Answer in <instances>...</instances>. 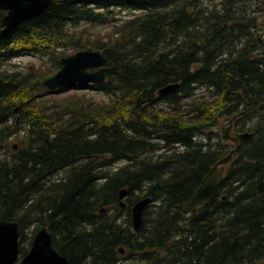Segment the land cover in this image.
I'll return each instance as SVG.
<instances>
[{
  "label": "trees",
  "instance_id": "obj_1",
  "mask_svg": "<svg viewBox=\"0 0 264 264\" xmlns=\"http://www.w3.org/2000/svg\"><path fill=\"white\" fill-rule=\"evenodd\" d=\"M83 23L111 26L92 37ZM261 33L264 0H57L22 23L0 44V148L21 132L10 154L0 152V221L18 222L21 255L44 226L67 264L264 260ZM67 49L97 50L117 66L94 84L107 101L42 85ZM29 53L49 62L24 73L3 67ZM237 114L235 130L250 134L189 224L184 201L233 147L208 131ZM147 196L136 232L128 209Z\"/></svg>",
  "mask_w": 264,
  "mask_h": 264
},
{
  "label": "water",
  "instance_id": "obj_2",
  "mask_svg": "<svg viewBox=\"0 0 264 264\" xmlns=\"http://www.w3.org/2000/svg\"><path fill=\"white\" fill-rule=\"evenodd\" d=\"M55 0H0V9L7 10V13L0 18V42L13 36L20 24L31 19L52 4ZM61 67L52 76L46 78L42 83L48 89L65 87L69 89L76 85H87L99 83L105 79L106 74L112 73L117 66H104L106 57L93 50H79L73 54L60 59ZM90 68H96L89 71ZM177 84H169L157 90L159 96H163L176 88ZM232 119L227 126L221 128L223 139H230L238 148L240 140L249 135L248 132L231 131ZM211 133V132H210ZM234 150L219 159L201 179L196 189L188 196L182 206V211L190 214L189 223L196 215V206L208 202L215 189L223 179L222 168L218 165L226 163L231 158ZM126 189H121L118 194L119 206L126 207ZM151 202L149 196L136 200L130 207L131 223L135 231H139L143 211ZM106 209H100L104 212ZM122 251V250H120ZM20 255L19 247V224L14 220L0 221V264H67V259L59 253L52 245V236L46 227L39 228L33 235L28 251L18 261Z\"/></svg>",
  "mask_w": 264,
  "mask_h": 264
},
{
  "label": "rangeland",
  "instance_id": "obj_3",
  "mask_svg": "<svg viewBox=\"0 0 264 264\" xmlns=\"http://www.w3.org/2000/svg\"><path fill=\"white\" fill-rule=\"evenodd\" d=\"M116 10H117V8H116ZM132 14L133 13L128 12V11H122L121 12L122 18L129 17ZM110 26H111L110 24H101V25L100 24L96 25V24H92V23H83V24H81V27H85V32L88 33L89 35H93L92 37L105 33L106 30L110 29ZM263 34L264 33H261L260 35H263ZM67 51L70 52V51H72V49H67ZM45 62H49L46 57H41V56H39V54L35 55V54L29 53V54H26V55H15L14 57H11L10 58V62L7 61V64L4 65L3 67L4 68H8L9 70H19V71H22V73H24V72H26L29 69L39 68L38 66H40V65L43 66V64H45ZM79 90L81 92L85 91V92L89 93V96H91L95 100H104V101L108 100L107 95H104L102 93L97 92L93 88L92 85L82 86L81 88H79ZM69 91H72V90H68L66 92H60V93L54 94V95L62 97L63 95L67 94ZM26 97H28V96L27 95L24 96V98H26ZM29 100H33V99L29 98ZM227 120H228V117L220 118L219 121H218V125L215 126L214 128H213V126H212V128L210 127L211 128L210 130L213 131V132L214 131H218L220 133L221 132V126L226 125ZM15 135L16 136L10 138L9 143L7 144L8 145V149L0 148V152L2 150V154L7 155V154H10L12 152V149L10 148V143L11 144L18 143L17 140H18V137L21 136V132H20V134L17 133ZM220 138H221V136H220ZM17 147H18V145H15L13 147V149L17 148ZM55 176H57V175H55ZM120 216H121V218H126L127 215L125 213H122ZM28 236H31V233H29ZM132 260L135 261V259H132ZM128 263L130 264L131 260H123L121 262V264H128ZM132 264H139V263H132ZM258 264H264V260H262Z\"/></svg>",
  "mask_w": 264,
  "mask_h": 264
},
{
  "label": "bare ground",
  "instance_id": "obj_4",
  "mask_svg": "<svg viewBox=\"0 0 264 264\" xmlns=\"http://www.w3.org/2000/svg\"><path fill=\"white\" fill-rule=\"evenodd\" d=\"M56 2H57V0H55L54 4H55ZM54 4H52V5H54ZM52 5H51V6H52ZM51 6H50V7H51ZM48 8H49V7H48ZM48 8H47V9H48ZM47 9H46V10H47ZM46 10H44V11H46ZM44 11H43V12H44ZM43 12H42V13H43ZM40 14H41V13H40ZM73 50H74V49H72V51H73ZM66 51H67V50H66ZM67 52H68V51H67ZM70 52H71V51H70ZM56 92H57V91H56ZM57 93H59V92H57ZM17 111H18V108L15 110V112H17ZM238 115H239V114H237V115H235V116L232 117L234 121L236 120V118L238 117ZM240 117H241V115H240ZM232 118H231V119H232ZM251 132H252V131H251ZM1 151H2V150H1ZM211 200H212V199H211ZM128 210H129V209H128ZM124 212H125V211H124ZM46 228H47V227H46ZM136 232H138V231H136Z\"/></svg>",
  "mask_w": 264,
  "mask_h": 264
},
{
  "label": "flooded vegetation",
  "instance_id": "obj_5",
  "mask_svg": "<svg viewBox=\"0 0 264 264\" xmlns=\"http://www.w3.org/2000/svg\"><path fill=\"white\" fill-rule=\"evenodd\" d=\"M1 10V9H0ZM1 11H3V14L0 16V18L5 14V11L4 10H1Z\"/></svg>",
  "mask_w": 264,
  "mask_h": 264
}]
</instances>
